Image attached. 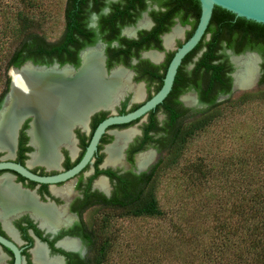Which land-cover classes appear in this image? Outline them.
Returning a JSON list of instances; mask_svg holds the SVG:
<instances>
[{
	"label": "trees",
	"instance_id": "obj_1",
	"mask_svg": "<svg viewBox=\"0 0 264 264\" xmlns=\"http://www.w3.org/2000/svg\"><path fill=\"white\" fill-rule=\"evenodd\" d=\"M156 1L168 6L166 12L156 14L160 18L184 10L186 17L181 18L182 22L192 26L188 40L200 18L199 1L168 0L167 5ZM39 3V0H16L9 4L7 0H0V103L8 90L10 80L7 72L10 68H19L27 61L38 65L49 64L56 51H69L67 44L58 47L56 42L47 41L43 35L35 32L43 29L46 19L41 16L45 11L40 10ZM87 3L88 0H66L63 11L65 43L72 40L73 28L80 29L79 20ZM112 9L111 14L103 18L108 24L114 23L122 14L128 15L130 10L127 6ZM155 19L156 27L150 34L147 33V38L162 30L161 20ZM163 30L167 31L168 28ZM10 42L16 43L12 50ZM139 42H127L129 46L122 52L130 50L134 44L142 45ZM227 49L235 54L257 52L264 59V25L236 18L219 7L213 9L204 37L183 59L182 65L191 63L202 50L201 56L189 73L183 74L182 69L179 70L170 94L158 106H165V127L159 129L152 122V126L146 130L147 133L152 130L165 132L164 138L158 141L159 150L163 151L162 157L149 174L140 176L139 186L126 195L122 206L116 204L101 215L97 231L87 239L90 254L81 264H110L116 255L121 259L127 258L125 263L128 264L138 250L141 254L133 264H164L165 261L169 264H264V62L258 87L240 93L237 99L232 100L229 76L232 67L221 53ZM173 55H167V63ZM4 62V73L1 75ZM186 88H193L197 92L199 102L205 105L203 110L182 108L177 97ZM225 95L229 97L217 100ZM249 124L250 138L236 139L231 143L233 133ZM223 128L227 131L221 132ZM217 135L220 136L214 138ZM244 141L247 142L242 150ZM249 141H252L251 144ZM202 143H205L204 150L209 152L210 156L207 155L211 161L206 168L200 157L195 158L198 156L195 150L201 148ZM220 150L221 157L216 155ZM184 166L190 175L187 179L182 178L180 182L183 184L177 186L178 179L169 178L170 173ZM191 171L198 173V179ZM208 175L211 179L213 175L221 178L222 193L208 192L206 188L210 182L206 186L200 183L199 178L206 179ZM163 186L167 191L171 186L174 198L181 196V187L188 197L191 194L197 196L199 204L193 203L196 205L193 213L186 215V210L181 208L169 214L158 197ZM188 206L184 204L183 207ZM195 214L202 219L198 224L192 220ZM130 221H143L145 225L149 223L153 231L160 233L159 224H167L173 228L174 234L166 239L158 238L160 234L152 238L142 236L145 240L138 246H134V238L129 241L131 236L120 242L123 234L127 235L123 224ZM207 221L209 226L206 225ZM184 225L187 227L186 236L182 229ZM122 249L127 250L124 255L121 254Z\"/></svg>",
	"mask_w": 264,
	"mask_h": 264
},
{
	"label": "flooded vegetation",
	"instance_id": "obj_2",
	"mask_svg": "<svg viewBox=\"0 0 264 264\" xmlns=\"http://www.w3.org/2000/svg\"><path fill=\"white\" fill-rule=\"evenodd\" d=\"M160 2L167 5L168 0H160ZM116 6L129 7V13L125 16L120 15L114 20V23L108 24L107 20H103V18L108 17L113 11L112 8ZM167 7L162 6L156 0H98L95 3L93 0H88L84 13H82V19L79 20L80 29H72V40L65 43L66 28H63L59 37L54 41L58 47L67 44L66 47L69 48V51H56L49 64H40L39 66L48 68L58 66L59 71L68 67L71 74L76 75L83 68V55L90 50H95L100 54L104 76L109 78L113 71L122 70L128 76V88L119 92L111 106L92 108L97 111L89 119L84 117L81 124L72 123L68 132L69 147L66 142L57 144L53 149V154L48 157L39 155L37 159L34 158V155L39 152V148L35 146L31 135L33 117L27 116L17 130L10 148L0 147V164L18 165L40 178L62 175L81 162L93 134L101 122L112 116L131 113L152 98L162 87L171 61L167 63V55L174 53V50L169 49L172 48L173 41L175 48L180 47L187 41L188 33L192 30L191 25L182 22L181 18L186 17L183 9L174 14L170 13L164 18L156 16L157 13L166 12ZM155 18L161 20L162 30H159V34L147 38V33L150 34L156 27ZM142 23L145 24L142 26ZM164 28H168V30L164 31ZM174 29H179V35L172 40L170 47H166L164 39ZM208 39L206 37V40ZM130 41H140L139 43L142 45L134 44L130 50L127 49L128 51L123 53L122 50L129 46L127 42ZM202 52L201 50L191 63L185 65L181 63L177 73L180 69L183 74L189 73ZM228 52L231 53L228 54ZM248 52L253 51L241 54H235L229 49L221 51L232 67V72L229 74L231 92L233 87L231 75L235 71L231 57ZM160 53H163V56ZM253 53L258 54L261 58V78L264 59L259 53ZM149 54H155L156 60L148 57ZM199 54L200 56H198ZM161 80L162 84H160ZM133 88L139 89V99L135 98L136 91ZM186 89L177 97L182 108L195 111L194 109L198 107H205L199 102L198 94L193 88ZM192 92L196 94V104ZM6 95L0 103V110ZM187 95L193 96L194 103L192 105H187L184 102L183 98ZM226 96L228 95L220 96L217 100L220 101V98ZM158 106L142 118L129 124L109 126L102 134L96 151L88 163L77 174L64 181L40 183L23 177L15 171L0 169V191L4 189L2 184L6 183L20 193L22 198L30 199L35 207L49 208L58 212L63 221L62 224L52 229L39 216H35L34 210L26 202L14 201L9 197V194L6 195L5 200L0 197V237L12 243L19 251L20 264H41L33 256V251L38 246L43 248V255L47 260L60 262L59 258H61L63 264H81V261L86 259L90 254L87 239L92 236V232L97 231L101 215L116 204L122 206L126 195L134 192L139 186L140 176L149 174L163 155V151L159 150L158 141L164 138L165 132L162 130L146 132L152 126V122L159 129L165 127L164 122L167 118L165 106L160 108ZM152 115L154 119H152ZM125 132L133 134L128 137L125 146L121 149L119 161L113 159L112 164L107 163L109 160L108 149L114 146L118 136ZM148 152L153 153V159L146 164L145 168H139L138 157ZM63 192L67 194H63ZM4 203L11 206L4 207ZM65 240L74 241L76 248L66 249L63 247L61 242ZM15 262V254L0 244V264H15Z\"/></svg>",
	"mask_w": 264,
	"mask_h": 264
},
{
	"label": "bare ground",
	"instance_id": "obj_3",
	"mask_svg": "<svg viewBox=\"0 0 264 264\" xmlns=\"http://www.w3.org/2000/svg\"><path fill=\"white\" fill-rule=\"evenodd\" d=\"M178 35L179 29H174L171 34L165 37V46L170 47L172 40ZM147 56L153 60L157 58L155 54ZM233 61L239 68L235 74V86L237 88H245L255 81L260 71L261 61L258 57L249 54L233 58ZM68 70V68H65L61 71L38 73L26 68L21 74L13 73V95L10 98L12 105L10 104L9 111L5 113L0 121V147L10 148L15 137L18 118L15 114L17 113L16 110L21 111L24 108H31L35 109L34 116L36 117L31 135L35 146L39 148V152L34 155V158L37 159L39 155L40 157L51 156L57 144L66 142L69 147L68 132L71 125H73L72 123L81 124L86 111L92 108L111 106L118 97L119 92L128 88V76L124 71L115 70L109 78L104 76L100 54L95 50H90L83 55V68L79 73L72 75L71 71ZM33 81L38 88L34 87ZM133 90L136 91L135 98L139 99V89L133 88ZM183 100L187 105L194 103V98L191 95L185 96ZM131 134L133 133L125 132L118 136L115 145L107 151L109 157L107 163L112 164L113 159L119 161L121 149H123ZM152 159V152L140 155L137 159L138 167L145 168L146 164ZM100 184L102 185V182ZM2 185L4 189L0 191V197L3 200L9 194V197L13 198L14 201L26 202L34 210L35 216H39L52 229L63 223L58 212L49 208L35 207L30 199L22 198L20 193L13 187L6 183ZM63 194L67 193L63 192ZM9 206L11 205L4 203V207ZM61 245L66 249L76 248L75 242L71 240H65L61 242ZM43 254L44 251L41 246L36 247L33 251L35 260L41 264H62L58 260L45 259Z\"/></svg>",
	"mask_w": 264,
	"mask_h": 264
},
{
	"label": "water",
	"instance_id": "obj_4",
	"mask_svg": "<svg viewBox=\"0 0 264 264\" xmlns=\"http://www.w3.org/2000/svg\"><path fill=\"white\" fill-rule=\"evenodd\" d=\"M200 3V18L197 24V27L192 34V36L185 41L180 47L175 48L174 47V41H173V46L172 48H169L171 50H174V55L168 65L165 77L163 79V84L160 90L148 101H146L144 104H142L138 109L135 111L128 113L126 115L122 116H112L107 119H105L103 122H101L98 127L96 128L93 137L91 139V142L89 146L86 149V153L81 160V162L71 169L70 171L56 176V177H49V178H40L35 175H32L31 173L27 172L25 169L18 165L14 164H0V169H9L12 171L17 172L18 174L22 175L23 177H26L32 181L40 182V183H57L64 181L68 178L73 177L75 174H77L87 163L88 161L92 158L94 152L96 151L97 144L104 133V131L109 127L113 125H121V124H129L139 118H142L145 116L149 111L154 110L158 105L162 104L163 101L167 98L169 93L172 90V86L175 80V76L177 74V70L179 66L182 63V60L199 44V42L202 40L203 36L206 33V30L208 28V25L210 23L213 9L215 7H219L231 14H233L236 18H242L247 21H252L257 24H262L264 25V0H198ZM209 38V36H206ZM166 48V47H165ZM169 50L168 48H166ZM231 52H228L230 54ZM255 55L258 57L261 61V58L258 54L253 53V52H248L243 55L239 56H232L231 57V62L234 65L235 71L232 73L231 77L233 78V87L232 91L238 90V91H248L252 90L256 87H258L259 83V78H260V71L255 78V81H253L250 85L246 86L245 88H237L235 86V74L238 72L239 68L235 65L233 58H238L246 55ZM161 56H163V53H160ZM200 56V54L198 55ZM104 59V57H102ZM103 61V60H102ZM26 68H30L32 71H36L38 73L44 72V71H59L58 66H53V67H45V66H39V65H34L32 62L27 61L25 62L21 67L19 68H10L8 71V75L10 77V84H9V89L5 98V101L3 103L2 109L0 110V121L1 118L5 115L7 111H9V106L11 104L10 98H12L13 95V73H22ZM68 68V67H67ZM34 87H37L35 85V82L33 81ZM38 88V87H37ZM195 98V104L197 103V97L196 94H192ZM12 105V104H11ZM14 107V105H13ZM15 108V107H14ZM16 110V108H15ZM17 113H15L18 118H17V124L15 128V135L17 133V130L20 128L22 125L24 119L27 116L33 117V124L36 120V117L34 116L35 114V109L31 108H24V110H16ZM97 109H92L86 112L85 118L89 119V117L95 112ZM1 123V122H0ZM0 244L5 246L6 248L10 249L16 257V262L15 264H20V256H19V251L16 249V247L6 241L5 239L0 237ZM60 261L63 264V260L59 258Z\"/></svg>",
	"mask_w": 264,
	"mask_h": 264
},
{
	"label": "rangeland",
	"instance_id": "obj_5",
	"mask_svg": "<svg viewBox=\"0 0 264 264\" xmlns=\"http://www.w3.org/2000/svg\"><path fill=\"white\" fill-rule=\"evenodd\" d=\"M7 1H9V4H11L12 1H16V0H7ZM39 1H40V3L38 4V6L40 7V10L43 11V12L45 11L44 14H41V16H45L46 19L44 21L43 29H40V30L37 29L35 32L38 33L39 35H43L47 39V41L53 42V41H55L57 39V37H59V34L62 32V29H63V11H64V8H65L66 0H39ZM51 17H53V18H51ZM9 46H10V49L12 50L16 46V43L15 42H10ZM4 66H5V62L2 63L1 75H3V73H4ZM7 74H8V72H7ZM256 88H254L252 90H255ZM252 90H248V91H252ZM243 92H246V91L234 90V91L231 92V96L230 97H232V100H235V99L238 98L240 93H243ZM228 97L229 96H226L224 98H220V101H222V100H224V99H226ZM204 108L205 107H198V108H196L194 110L195 111H200V110H203ZM249 127H250V124L247 127L240 128L238 130V132L236 131V133H233V135L230 137L231 138V143L233 142V140L241 139V138H244L245 140H248L250 138V135H248V132L250 130ZM223 130L227 131L226 128H223L221 132H223ZM219 136L220 135H217L214 138H217ZM246 142L247 141H244V143L241 144V149L242 150L244 149L243 146L245 147ZM251 142L249 141L250 144H251ZM204 145H205V143H202L200 145L201 148H197L195 150V153H197L196 155H198V156H195V158L200 157L202 159L203 167L206 168V167H208V164L210 165L211 161H210V158L208 157L209 152L207 153L204 150ZM205 147L207 148V146H205ZM222 150L219 151V154L216 153V155L221 157L220 154H221ZM211 153H212V151H211ZM212 155L215 156L214 154H212ZM251 156H253V155H251ZM184 168H185V166L182 167L181 169H176V171H173L172 173H170L169 178L171 177L172 180L174 178L178 179L179 182L176 183L177 186L183 184L182 182H180L182 178L184 179V177H185L187 179V176L190 175V173H186L187 171ZM209 171H210V173H212L210 168H209ZM192 173H194V172H192ZM194 174L196 175V178L198 179V176H199L198 173H194ZM199 181H200V183L203 186H206V183L210 182V184L206 188L208 192L209 191H211V192H218L219 191L220 193L223 192L222 180H221V178L219 176L213 175V179H211L209 177V175H208L206 179H201V177H200ZM168 189L169 190L167 191L165 186L161 187V189L159 190L160 192L158 193V197H159L160 203L162 204V206H164L167 209L169 214L172 215V211L173 210L181 209V208H184L186 210V215L193 213V211H194L193 209L196 207L195 204H197L199 202L197 196L191 194V196L193 195L192 196L193 198H191V196L188 197L186 192H182V190H181L182 187H181L180 190H179V193H182L181 196L179 198H174V195H173L174 191L171 188V186H169ZM200 199L202 200V198H200ZM201 200H200V203H201ZM194 202H196V203L193 204ZM184 204H189L188 208L183 207ZM200 216H202V215H200ZM190 217H191V215H190ZM192 220L195 221L196 224H198V222H201L202 219H200L195 214L192 217ZM206 225H208V226L210 225V224H208V221L206 222ZM123 228H124V231L127 232V235L123 234V236L120 239L121 240L120 242L126 241V239L129 238V236H131L129 238V241H130V239L134 238V246L135 245L136 246L141 245V243L145 240V238H152V236L156 235V234H160V236L158 238H162L163 237L164 239H166V237L168 235L173 236V234H174L172 232L173 228H170V225H167V224L160 225L159 224L158 230L161 231V233H160V232H158L156 230L153 231L152 228H151V225H149V223L145 225V222H143V221H139V222L138 221H136V222L135 221H130L128 223H124L123 224ZM186 228L187 227H185V225H184V227H182L183 234L185 236H186V232H187ZM143 231H144V234H143ZM142 236H146V237L143 239ZM134 246L130 247V248H134ZM121 248L124 249L123 246ZM130 248L128 250H130ZM123 249H122V252H121L122 255H124L127 252V250H123ZM135 253L136 254H135L134 259L130 260V262H128V264H133L135 262V260L137 259V257H139V255L141 254L140 250H138V252H135ZM124 259L118 258L117 255L113 256L112 261L110 262V264H127V263H125V261H128V259L127 258H124ZM164 264H169V263H168V261H165ZM170 264H175V263L171 262Z\"/></svg>",
	"mask_w": 264,
	"mask_h": 264
}]
</instances>
